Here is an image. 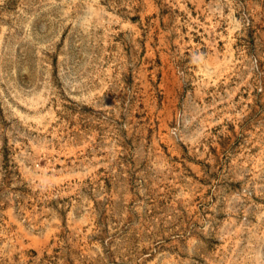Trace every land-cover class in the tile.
Listing matches in <instances>:
<instances>
[{"label": "rangeland", "instance_id": "obj_1", "mask_svg": "<svg viewBox=\"0 0 264 264\" xmlns=\"http://www.w3.org/2000/svg\"><path fill=\"white\" fill-rule=\"evenodd\" d=\"M0 264H264V0H0Z\"/></svg>", "mask_w": 264, "mask_h": 264}]
</instances>
